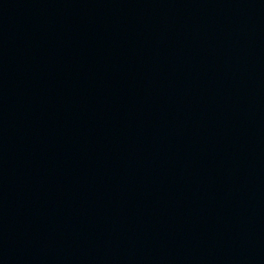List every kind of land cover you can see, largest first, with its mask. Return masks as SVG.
<instances>
[{
	"label": "water",
	"instance_id": "95a60500",
	"mask_svg": "<svg viewBox=\"0 0 264 264\" xmlns=\"http://www.w3.org/2000/svg\"><path fill=\"white\" fill-rule=\"evenodd\" d=\"M0 264H264V0H0Z\"/></svg>",
	"mask_w": 264,
	"mask_h": 264
}]
</instances>
